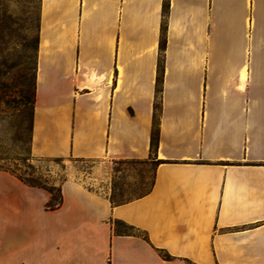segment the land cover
I'll use <instances>...</instances> for the list:
<instances>
[{"label":"crops","instance_id":"0c3cea01","mask_svg":"<svg viewBox=\"0 0 264 264\" xmlns=\"http://www.w3.org/2000/svg\"><path fill=\"white\" fill-rule=\"evenodd\" d=\"M162 4L39 1L31 153L150 161L152 181L113 204L68 177L46 209L0 170V264H264V0H168L151 154Z\"/></svg>","mask_w":264,"mask_h":264},{"label":"rangeland","instance_id":"374dc122","mask_svg":"<svg viewBox=\"0 0 264 264\" xmlns=\"http://www.w3.org/2000/svg\"><path fill=\"white\" fill-rule=\"evenodd\" d=\"M39 1L0 0V62L7 65L1 77L3 85L11 84V76L21 66L25 55L29 56L31 64L33 62ZM0 87L1 166L21 171L30 163L35 177L55 187L68 177L80 178L89 184L93 178H103L109 182L108 196L113 195L117 200L134 198L149 189L154 162L117 161L106 170L89 160L34 156L30 151L27 111H18L16 96ZM26 156L31 158L25 159Z\"/></svg>","mask_w":264,"mask_h":264},{"label":"trees","instance_id":"16d2710c","mask_svg":"<svg viewBox=\"0 0 264 264\" xmlns=\"http://www.w3.org/2000/svg\"><path fill=\"white\" fill-rule=\"evenodd\" d=\"M168 10V0H163L162 4V22H161V31H160V40H159V57L157 62V74L155 79V102L153 107V124L150 135V151L151 154L155 151L158 142V132H159V95L161 92V84L163 77V49L165 46V30H166V14ZM38 29V28H37ZM36 46H37V35L35 38L34 45V59L32 64L29 61V56L25 55L21 66L18 67L17 71L11 76V84L3 85L1 82V77L5 73V68L7 65L4 62H0V86H3L5 90L13 92L16 96L17 107L16 109L20 112L27 111V128L30 133L29 140L31 142V133H32V119H33V103L35 96V86H36ZM1 90V87H0ZM6 92V91H5ZM5 94V93H4ZM31 156H26L25 159H30ZM60 159L59 157H55ZM29 171H28V170ZM0 170H5L15 175L23 183L30 186H37L46 189L49 192V198L45 203L46 209H55L61 204V192L60 184L55 187L53 184L43 182L40 178H37L33 175L34 167L28 163L25 166L24 170L17 168H9L0 165ZM146 192V191H145ZM143 194V193H142ZM141 195V194H140ZM111 203L116 204L124 202L126 200H117L113 195L109 196ZM128 200V199H127ZM113 231L116 234H135L137 230L132 225L125 223L124 221L115 219L111 221ZM159 254L163 258H168L169 255L161 250Z\"/></svg>","mask_w":264,"mask_h":264}]
</instances>
